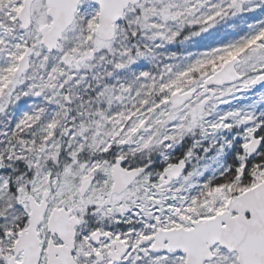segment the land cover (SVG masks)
I'll list each match as a JSON object with an SVG mask.
<instances>
[{"label": "snow or ice", "instance_id": "6c2138e0", "mask_svg": "<svg viewBox=\"0 0 264 264\" xmlns=\"http://www.w3.org/2000/svg\"><path fill=\"white\" fill-rule=\"evenodd\" d=\"M0 264H264V0H0Z\"/></svg>", "mask_w": 264, "mask_h": 264}]
</instances>
